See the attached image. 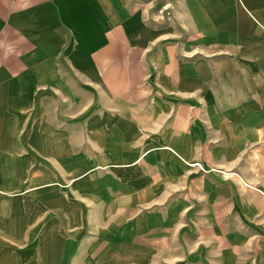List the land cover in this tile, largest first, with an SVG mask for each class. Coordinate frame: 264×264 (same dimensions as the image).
I'll return each instance as SVG.
<instances>
[{
    "label": "crops",
    "instance_id": "crops-1",
    "mask_svg": "<svg viewBox=\"0 0 264 264\" xmlns=\"http://www.w3.org/2000/svg\"><path fill=\"white\" fill-rule=\"evenodd\" d=\"M166 2L170 20L158 33L145 31L139 0H0L3 196L14 195L7 185L50 182L36 170L39 160H28L27 153L59 151V130L39 118L35 96L39 84L59 80L62 72L98 106L82 118L93 122L85 124L91 130H106L109 120L119 131H151L152 145L122 165L155 150L190 165L208 154L217 162L216 154L225 152L264 195V0H167L165 9ZM152 41L162 45L153 52L152 77L144 81L146 71L134 56L148 53ZM110 103L139 106L108 113ZM144 103L167 104L172 108L165 113L174 115L155 123ZM73 143L67 135V146ZM18 166L35 171H6ZM49 167H58L57 160ZM24 214V231L33 232L36 214ZM12 216L0 213V230L12 229Z\"/></svg>",
    "mask_w": 264,
    "mask_h": 264
},
{
    "label": "rangeland",
    "instance_id": "rangeland-1",
    "mask_svg": "<svg viewBox=\"0 0 264 264\" xmlns=\"http://www.w3.org/2000/svg\"><path fill=\"white\" fill-rule=\"evenodd\" d=\"M165 1L139 0L145 31L160 33L170 20ZM159 43L134 56L146 71L144 81L152 77ZM59 64L65 70L64 61ZM35 97L39 118L59 130L60 147L58 153H27L28 160H39L36 170L49 183L7 185L14 196L0 192V213L13 214L15 222L0 230V264H264V195L242 168L232 167L227 153L216 154L217 162L208 154L190 165L155 150L125 166L152 145L151 131H119L109 120L106 130H91L86 125L93 122L82 118L98 106L67 72L39 84ZM138 106L110 103L107 112L130 113ZM143 107L155 123L174 115L165 113L172 108L167 104ZM67 135L73 145L67 146ZM56 160L58 167L50 168ZM20 166L6 171H35ZM24 213L36 214L33 232L24 231Z\"/></svg>",
    "mask_w": 264,
    "mask_h": 264
},
{
    "label": "bare ground",
    "instance_id": "bare-ground-1",
    "mask_svg": "<svg viewBox=\"0 0 264 264\" xmlns=\"http://www.w3.org/2000/svg\"><path fill=\"white\" fill-rule=\"evenodd\" d=\"M12 169H13V167H12ZM17 169V168H16ZM20 172V171H19ZM84 177V176H83ZM12 178H15V177H12ZM81 179H83V178H81ZM250 186V185H249ZM14 196V195H13ZM16 199H18V198H16ZM17 203V202H16ZM19 203V202H18ZM20 204V203H19ZM31 204V203H30ZM11 205V204H10ZM14 205V204H13ZM18 205V204H17ZM19 206V205H18ZM22 206V205H21ZM12 207V206H11ZM23 207V206H22ZM13 208V207H12ZM11 208V209H12ZM14 210H15V208H14ZM13 211V210H12ZM22 211H23V209H22ZM19 212H20V210H19ZM13 213V212H12ZM123 252V251H122ZM49 254V253H48ZM51 256V255H50Z\"/></svg>",
    "mask_w": 264,
    "mask_h": 264
}]
</instances>
